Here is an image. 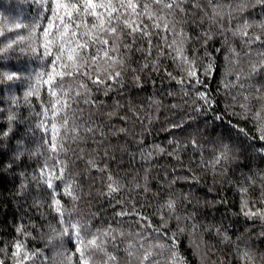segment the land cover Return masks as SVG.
I'll return each mask as SVG.
<instances>
[{"label": "snow or ice", "instance_id": "1", "mask_svg": "<svg viewBox=\"0 0 264 264\" xmlns=\"http://www.w3.org/2000/svg\"><path fill=\"white\" fill-rule=\"evenodd\" d=\"M33 3L37 8L30 24L22 25L0 16V86L12 101L7 115L8 127L0 131V136L9 137L14 122L19 118L13 108L19 105L21 97L12 93L13 90L18 93L26 82L22 99L31 108L27 119L34 120V123L29 124L31 135L26 133L18 141L17 151L6 167L9 170L18 167L16 161L22 164L23 157L28 156L34 165L31 177L29 179L26 168L20 171L18 188L22 193L28 189L27 194L33 197L38 209L47 206L41 213L46 223H39L38 235L37 222L30 219L28 224H18L12 239L3 242L0 248V253H3L0 264H188L179 249L177 235L189 231L186 222L192 216L177 213V200L172 193H168L166 198H163V192L156 194L163 199L152 214L134 199L130 201V208L126 205L119 210L114 208V219L127 217L128 228L119 219L106 222L99 211L86 214L81 211L84 195L82 175L72 171V167L84 158V151L81 149L73 161L69 158L70 145L86 142L87 134L92 135L97 145L103 140L104 125L93 121L92 112L87 117L84 115V106L100 107L102 102L95 98L96 93L103 90L107 95L114 87L122 86L129 70L134 74L133 79L140 82L142 77L136 75L138 71L158 72L160 57H170L180 68L181 76H173L167 67L164 68L165 73L177 79L181 86L185 84L186 73L198 101L195 111H211L213 119L220 122L222 131L218 137L212 138L209 134V140L201 142V128H190L182 119L180 123H170L168 128L184 133L183 146L180 138L170 137L166 147L152 145L155 152H166L175 144L169 155L180 161V152L187 153L191 147L190 160L195 161L199 150V166L211 169L214 175L225 171V165L236 158L234 148L237 155H244L248 149L264 155V18L241 16L232 27L231 3L223 5L210 0V19L220 17L223 20L226 15V31L240 38L248 56L256 57L248 64V71H244L236 70L244 53L234 44L228 45L227 51L223 48L215 50L216 53L224 52L223 62L209 50V40L215 35L209 29L202 32L203 54L193 50L189 55L186 45L193 37L185 30L189 9L184 0H33ZM257 3L264 7V0H257ZM248 6L246 2L241 3L238 10L243 12ZM192 7L202 9L203 5L192 0ZM225 8L227 11L223 10ZM219 26L224 27L223 23ZM25 28L28 29L27 34H20ZM195 39L201 40V37ZM224 44L227 45V37ZM137 52L143 57L139 68L134 67L132 61L133 54ZM217 73L220 79L216 91L223 90L228 95L233 90L236 92L231 95L232 103L220 111L214 107L218 101L211 94L208 83L216 79ZM36 100L39 101L38 106L34 105ZM116 107H120L119 101ZM130 110L135 112V109ZM2 114L3 110H0ZM106 115L110 118L116 112L113 110ZM136 115L139 117L138 112ZM231 117H240L245 125L251 122V129L242 127ZM127 119V116L121 117L123 121ZM116 131L126 132L127 129ZM97 135L100 141L95 139ZM209 143L211 154L206 159L205 148ZM98 155L97 152L95 156H89L86 166L101 174L104 193L113 197L127 185L110 170L107 162L97 158ZM261 175L264 176V172ZM184 178L196 180L198 176L192 173L191 177ZM255 183L252 176L243 182L237 181L241 194L240 214L246 221L259 219L264 222V180L260 184L259 195L253 197L250 188ZM147 185L146 173L145 192L149 191ZM135 187H141L139 182ZM117 203L125 204L123 200ZM157 215L159 223L153 222ZM173 219L176 221L174 228ZM196 229L197 225L193 223L191 232ZM216 232L222 236V241L231 242V236L227 231H221L220 225L216 226ZM36 241H40V246ZM241 243L242 237L238 236L234 251L239 264H256L251 246L246 240L243 247ZM225 259L221 258L220 264H225ZM228 264L235 262L228 261Z\"/></svg>", "mask_w": 264, "mask_h": 264}, {"label": "trees", "instance_id": "2", "mask_svg": "<svg viewBox=\"0 0 264 264\" xmlns=\"http://www.w3.org/2000/svg\"><path fill=\"white\" fill-rule=\"evenodd\" d=\"M189 9L186 19L185 30L190 32L193 39L190 40L186 49L189 55L193 50L199 54H203L202 32L209 29L215 33L209 40V50L219 57V61L223 62L224 52L216 53L217 48L228 50V45H235L244 55L240 57V63L236 66V70L243 69L248 71V64L256 59V57L247 55V48L242 44L239 37H233L228 28V18L225 15L223 20L216 17L215 20L210 19L212 9L210 0H197V3L203 5V8H193L192 0H184ZM248 3V7L243 11L238 10L241 3ZM211 3L227 5L231 3L233 7L232 27H235L237 18L244 16L245 18L261 19L264 18V7L257 0H211ZM37 5L33 0H0V16L9 20L18 21L22 25L32 22L33 15L36 14ZM227 11V9H223ZM207 12V15H205ZM223 23L224 27L219 25ZM179 27V23H178ZM19 31V30H16ZM28 29L20 34H27ZM200 36L201 40L195 38ZM227 37V45L224 44ZM155 49L153 56H155ZM143 57L140 53H134L132 57L133 66L139 68ZM160 70L137 72L142 80L137 82L133 79V73L129 70L122 82V86H116L112 91L104 94L103 90L95 94V98L102 102L98 108H89L84 106V115L88 116L92 112L93 121H98L104 125L103 131L105 136L99 145L93 142L91 134H87L86 142L73 143L70 145L71 151L69 158L76 161V157L80 155L81 149L84 151V158L76 161L72 167V171L79 172L82 175V184L84 195L80 204L83 213L99 211L106 222H115V219L121 220L125 228H128V218L113 217V209L119 210L122 206L131 207L130 201L135 200L137 204H143L147 212L152 214L163 198L168 193H172L177 200V213L184 216L188 213L192 219L188 220L187 227L189 231L179 233L177 240L179 249L185 255L188 264H220L221 258L228 261H234L239 264L237 254L234 251V242L237 237H242L243 241H247L251 246L255 255L256 264H262L264 261V227L259 219L247 220L240 214V192L237 187V181L243 182L248 176H252L256 183L250 188V194L255 197L259 195L260 184L264 180L261 175L264 172V155H258L251 149H248L244 155H237L236 149H233L235 159L225 165V171L218 172L215 175L211 169H204L199 166V150L195 154V161H191V147L187 153L181 151V160L177 161L174 156H170L169 152L176 147L175 144L168 148L166 152H155L152 145L167 146L170 137L181 139L183 146V132L169 129L170 123H180L183 119L190 128L199 126L203 131L201 142L209 140V134L212 138L218 137L222 131L219 121L213 119L211 111L197 113L195 111V103L198 102L195 91L187 81L186 73L185 84L181 86L177 79H173L165 73L164 68L175 77L181 76L180 68L173 63L170 57H160ZM203 75V73H201ZM235 78L234 76L232 77ZM219 73L215 80H210L211 94L216 97L218 103L214 106L217 111L224 110L226 104H231V95H235V90L231 95L225 91H216ZM194 79L192 83H194ZM27 84L25 82L24 87ZM24 87L13 90V95L18 94L21 97L19 105L13 110L18 114V119L14 122L13 130L9 133V137L0 136V248L3 242L12 239L15 227L20 224H28L29 220L37 222L36 233L40 232L39 223L44 222L42 212L45 208L38 209L33 201V197L28 193L19 191L21 177L19 172L27 169L29 179L33 170V163L29 161L28 156L23 157L24 163L16 161L18 167L9 170L6 164L10 162L17 151V143L25 137L28 132L29 124L34 120H28L31 115V108L23 103ZM187 90V94L185 91ZM119 101L120 107H116ZM12 105L11 98L7 91L0 86V131L8 127V109ZM34 105H39V101H34ZM130 109H135L131 111ZM115 111L116 115L107 117V113ZM139 113V117L136 113ZM127 116L126 121L121 117ZM234 122H240L242 127L251 129L249 122L247 125L243 123L240 117H231ZM206 125V127H205ZM223 127H226L224 125ZM126 128V132H117L116 129ZM186 129L185 131H187ZM84 135V133H81ZM235 137V133H233ZM100 141L99 135L95 138ZM218 143V141H216ZM226 142V141H225ZM99 153L98 159L109 164L110 170L117 176L121 177V182L126 184L119 193H114L113 197H108L104 193V182H102L101 174L94 169L86 166V160L89 156H95ZM107 152V155L104 153ZM155 152L154 155L148 156L147 153ZM75 153V155H73ZM206 159L211 154V143L205 148ZM188 166V167H185ZM189 168L191 171H189ZM147 173L149 191H144V177ZM192 173H196L198 179H185L191 177ZM107 171L104 176L106 177ZM106 182V181H105ZM139 182L140 188L135 187V183ZM33 187L35 185L33 184ZM163 192L164 197H158L156 194ZM187 194V195H185ZM123 200L124 205L117 202ZM153 222L159 223V216L153 217ZM185 223V221H182ZM197 225L196 231L191 232L192 224ZM176 225L175 219L172 220V227ZM221 226V231H227L231 236V242L222 241V236L216 232V226ZM135 227H138L136 225ZM40 246V241L35 242ZM197 245H199L197 249ZM3 253H0L2 256ZM51 255V250H49Z\"/></svg>", "mask_w": 264, "mask_h": 264}]
</instances>
